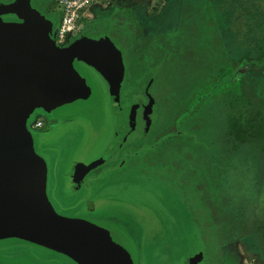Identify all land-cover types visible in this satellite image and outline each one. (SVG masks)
<instances>
[{
	"label": "rangeland",
	"instance_id": "rangeland-1",
	"mask_svg": "<svg viewBox=\"0 0 264 264\" xmlns=\"http://www.w3.org/2000/svg\"><path fill=\"white\" fill-rule=\"evenodd\" d=\"M8 6L59 26L57 0H0V8ZM85 11L83 31L61 43L51 35L52 40L63 50L100 46L116 58L117 110L126 129L120 155L87 170L76 190H60L64 168L57 158L54 205L70 209L88 200L83 207L93 208L91 220L107 223L114 235L121 230L132 236L140 264L184 259L190 264L191 255L196 264H264V65L255 63L264 58V0H96ZM4 19L20 21L12 15ZM83 74L95 93L63 108L67 126L74 128L53 139L63 141L60 150L71 145L76 151L81 126L87 130L78 153L95 157L112 121L97 111L101 107L95 103L103 97L93 71ZM37 111L29 123L43 119ZM152 111L155 120L159 113L161 128L144 139ZM121 160L131 165L130 180L138 184L108 186L95 194L116 172L125 174V167L117 169ZM110 195L152 206L141 214L154 224L153 234L149 225L133 231L130 222L120 221L125 220L117 211L121 204ZM151 235L162 256L151 254ZM0 257V264H72L21 240L2 243Z\"/></svg>",
	"mask_w": 264,
	"mask_h": 264
},
{
	"label": "water",
	"instance_id": "water-1",
	"mask_svg": "<svg viewBox=\"0 0 264 264\" xmlns=\"http://www.w3.org/2000/svg\"><path fill=\"white\" fill-rule=\"evenodd\" d=\"M10 15L20 21L4 19ZM51 31L52 25L31 10L18 6L0 8V245L11 240L29 242L68 258L72 264H140V249L133 248L129 233L120 230L114 235L107 223L91 220L88 215L92 207L64 213L50 196L58 161L49 145L63 143L53 138L66 132L70 122L69 117L62 115L63 108L95 93L84 70L93 71L96 91L103 97L95 103L101 107L97 111L108 113L112 126L106 128L100 143L103 151L95 157L78 153L84 147L87 130L80 126L79 148L61 162L66 177L76 184L75 190L82 175L103 160L125 133L117 110L120 71L116 58L100 46L60 49L53 42ZM39 109L64 116V130L48 137L34 134L28 121ZM89 131L93 134L92 128ZM73 133L76 139L77 132ZM110 196L121 204L117 211L125 220L120 221L130 222L133 231L143 232L142 225H149L153 234L154 224L145 222L148 219L141 214L152 206ZM151 240L152 235L147 244L151 254H165L153 249L156 244ZM185 263L184 259L182 264Z\"/></svg>",
	"mask_w": 264,
	"mask_h": 264
},
{
	"label": "flooded vegetation",
	"instance_id": "flooded-vegetation-1",
	"mask_svg": "<svg viewBox=\"0 0 264 264\" xmlns=\"http://www.w3.org/2000/svg\"><path fill=\"white\" fill-rule=\"evenodd\" d=\"M164 94V98H168L169 100H171V98H170V96H171V94H165V93H163ZM172 95H175V94H172ZM154 98H157V97H154ZM146 102L147 101H143V102H141V107L143 108V109H145L146 108V106L144 105V104H146ZM148 102L150 103L151 102V100L149 99L148 100ZM155 102H158V100L157 99H155ZM154 105H157V103L156 104H154ZM157 107H158V105H157ZM37 113L39 114V115H41V117L43 118L42 119V127L41 128H39V129H37V130H31L34 134H36V135H38V136H40V137H48V136H53L54 134H56V133H58V132H60V131H62V130H64V124H63V120H61L60 118H58V117H56L55 115H53V113L52 112H48L47 110H44V109H39L38 111H37ZM143 114H145V110H144V112H143ZM154 111H152V115H153V117H152V122H150V124H152V127L149 129V130H145V129H143V131L141 132V135H142V137L144 138V139H147L148 137H149V135L151 134V129L154 131V133H155V131L157 130V131H159L160 130V128H161V126H160V121H158L159 120V113H158V115L156 116V118L158 119V120H155L154 118H155V116H154ZM156 115V114H155ZM66 120H64V122H65ZM66 123V122H65ZM146 123V122H145ZM174 123V122H173ZM147 124V123H146ZM28 126H29V122H28ZM68 128H71V129H73L74 128V126L73 125H70L69 127L67 126V130H68ZM125 129H126V126L124 127ZM159 133V132H158ZM143 139V140H144ZM120 144V142H118L117 144L115 143L114 144V146L110 149V150H108L107 151V155L106 156H104V158L105 157H109V156H111V155H113V157H114V159L116 158V156L117 155H120V153L118 154V147L120 146L119 145ZM63 146V144H56V145H54V144H50L49 145V147L51 148V150H52V152L54 153V157H55V159L58 161V159L57 158H62V160H61V162L62 161H64V160H68L69 159V157H70V155H71V152H72V150L73 149H71L72 148V146L71 145H66V146H64L63 147V150H60V148ZM57 148H59V149H57ZM57 149V150H56ZM117 150V151H116ZM116 151V152H115ZM114 153V154H113ZM63 155V156H62ZM117 160V159H116ZM126 168V171L124 172L125 174H123L122 173V175H117L118 173H119V171L118 172H116L113 176H112V178H110V182H108V183H106V184H103L102 186H100L99 187V189L95 192V194L98 192V191H100L102 188L104 189V188H107L108 186H123L124 187V185H120V184H138L137 182H136V180L135 179H131L130 180V178H131V176H130V174H132V171H130L131 170V165H129V164H127V161L125 162L124 160H121L120 162H119V165H118V167H117V169L119 168L120 170L122 169L123 170V168ZM123 172V171H122ZM117 175V176H116ZM72 179L70 178V177H66V175H65V170L63 169V175H62V177H61V186H60V190L61 191H63L64 190V188L66 189V188H70V189H73L74 187H75V183H72V181H71ZM128 184V185H129ZM142 186H144V185H142ZM55 191V190H54ZM76 192H78V190L76 191ZM76 194V193H75ZM78 194V193H77ZM73 196V195H72ZM58 202V204L61 206V207H63L64 208V203H61L60 201H57ZM89 202H88V200H85L84 202H82V203H80V204H78V205H76V206H74L73 208H70V209H63V210H61V211H67V212H69V211H74V210H78V209H81L83 206H85L86 204H88ZM59 210V209H58ZM186 260H187V258H186Z\"/></svg>",
	"mask_w": 264,
	"mask_h": 264
},
{
	"label": "built area",
	"instance_id": "built-area-1",
	"mask_svg": "<svg viewBox=\"0 0 264 264\" xmlns=\"http://www.w3.org/2000/svg\"><path fill=\"white\" fill-rule=\"evenodd\" d=\"M96 0H58L57 9L60 13V22L55 29V41L64 42L71 35L83 31L82 18L86 8ZM42 127V119H35L29 123L31 130H37Z\"/></svg>",
	"mask_w": 264,
	"mask_h": 264
},
{
	"label": "trees",
	"instance_id": "trees-1",
	"mask_svg": "<svg viewBox=\"0 0 264 264\" xmlns=\"http://www.w3.org/2000/svg\"><path fill=\"white\" fill-rule=\"evenodd\" d=\"M255 63H256V65H264V58H262V59H260V62H256L255 61ZM191 234V233H190ZM228 244V243H227ZM195 253H194V256L196 257L198 254H199V250L197 249V250H195L194 251ZM190 257V256H189ZM191 258H192V255H191V257H190V263H191Z\"/></svg>",
	"mask_w": 264,
	"mask_h": 264
},
{
	"label": "crops",
	"instance_id": "crops-1",
	"mask_svg": "<svg viewBox=\"0 0 264 264\" xmlns=\"http://www.w3.org/2000/svg\"><path fill=\"white\" fill-rule=\"evenodd\" d=\"M58 1V0H57ZM96 2V1H95ZM93 4V3H92ZM91 5V4H90ZM85 13H86V11L84 12V15H85ZM60 15V14H59ZM54 24V23H53ZM53 24H51L52 25V31H51V35L53 36V37H55V28H54V25ZM83 33H80V35H82ZM187 258H188V256H187ZM189 263H190V257H189ZM190 264H196L195 262H193V263H190Z\"/></svg>",
	"mask_w": 264,
	"mask_h": 264
}]
</instances>
